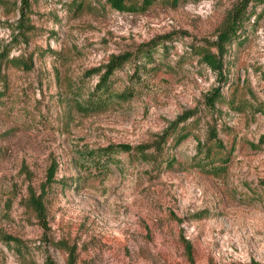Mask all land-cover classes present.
Instances as JSON below:
<instances>
[{
  "label": "rangeland",
  "instance_id": "1",
  "mask_svg": "<svg viewBox=\"0 0 264 264\" xmlns=\"http://www.w3.org/2000/svg\"><path fill=\"white\" fill-rule=\"evenodd\" d=\"M24 1L0 0V264H264V0ZM239 4L212 69L198 52ZM122 53L129 98L79 108ZM118 143L143 151L87 157Z\"/></svg>",
  "mask_w": 264,
  "mask_h": 264
},
{
  "label": "trees",
  "instance_id": "2",
  "mask_svg": "<svg viewBox=\"0 0 264 264\" xmlns=\"http://www.w3.org/2000/svg\"><path fill=\"white\" fill-rule=\"evenodd\" d=\"M108 5L119 12H134L136 10H144L147 8L154 0H140L139 3H129L125 0H106ZM173 3H175L177 0H171ZM23 4H25V1L22 0ZM245 6H241L239 4L236 8H233L231 12L229 13V18L226 21L225 26L222 28V30L219 31L217 34V38L215 42L213 43V46L215 47V52H211L208 48L202 49L201 52H198L200 55V59L206 63L210 68L215 69L220 67L221 65V56L223 52L225 51V44L228 43L236 34L237 31L240 29L242 19L244 18V9ZM23 13V12H22ZM151 45L152 43L148 42L140 47H138V55L140 58L149 55L151 51ZM129 53H122V54H112L109 56L107 61L95 68H91L89 70V74H96L98 76L97 81L95 82L92 90L87 94L86 99L83 102H80L78 104L79 108L81 109H95L99 106H103L107 100L110 99H120L124 100L129 98L131 95L128 88L123 89L119 92H115L110 87L109 77L112 75V73L120 68L123 63L129 58ZM23 66L28 67L25 62H23ZM216 91V90H215ZM220 95L216 91L213 94H211L206 99V105L209 107H213L214 102L219 100ZM191 112H185L177 117V121H183L189 117ZM186 133H181L176 139L175 142L181 141L184 137H186ZM214 137V136H213ZM135 150L142 152L143 146L141 145H135L130 146L129 144L125 143H118L114 145H109L104 148L98 149V150H89L86 153L88 154V159L92 161V164L95 166H101L112 159V154L116 152H128L130 150ZM53 169L54 167L51 166L48 169V172L46 174V183L51 181L52 175H53ZM29 201L34 209L36 215L42 219L43 218V206L42 202L40 200L39 196H35L33 192L29 195ZM67 264H74L72 260H69Z\"/></svg>",
  "mask_w": 264,
  "mask_h": 264
}]
</instances>
